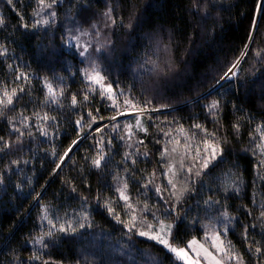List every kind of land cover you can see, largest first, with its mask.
<instances>
[{
	"label": "trees",
	"instance_id": "obj_1",
	"mask_svg": "<svg viewBox=\"0 0 264 264\" xmlns=\"http://www.w3.org/2000/svg\"><path fill=\"white\" fill-rule=\"evenodd\" d=\"M257 5L264 0H0V99L16 90L0 104V264H180L127 233L125 184L141 216L150 210L172 222L174 245L224 228L243 264H264ZM82 31L93 40L86 56L66 46ZM245 44L235 76L222 79ZM87 64L117 93L115 106L85 81ZM128 110L150 112L144 131L121 116ZM184 133L214 144L217 155L174 204L156 189L165 187L164 145ZM69 224L74 231H59Z\"/></svg>",
	"mask_w": 264,
	"mask_h": 264
},
{
	"label": "rangeland",
	"instance_id": "obj_2",
	"mask_svg": "<svg viewBox=\"0 0 264 264\" xmlns=\"http://www.w3.org/2000/svg\"><path fill=\"white\" fill-rule=\"evenodd\" d=\"M92 43H93V40L90 41L88 33L84 32V31L77 32L73 36L67 37V40H66V46L75 48V50L78 51V53L80 55H81V52L84 51L85 48H87V52H88L89 47H90V45H92ZM87 52L83 56H86ZM91 67L92 66L90 64H87L84 67L85 69L82 70V74H83L85 81L92 88L97 89L105 98H107L109 100V103H111L113 106H115L117 104L119 98H118L117 93H115V91L112 89V87H111V89H112L111 92H108L106 90L107 86L110 85L108 83V81L106 79H104L103 84L105 85V88L102 89L99 84L94 83L93 81H90L87 78V76L85 75L86 70L89 72L91 71ZM229 76H230V78L234 77V76H231L230 73H229ZM109 97H111V98H109ZM143 113L148 114L150 112H143ZM143 113H142V111L136 112L135 110L134 111L128 110V111H125L124 113H122L121 116L122 117H127V116L132 117L133 116L135 118L134 129L135 130L139 129L141 131H144V125H143V121L141 118ZM137 120L140 121L139 126L137 125ZM129 129H126L124 131V135L126 134L128 136L130 134L131 130H129ZM181 135L184 137L183 141H179V139H173L174 142H173V140H171L170 142L166 143L165 145L163 144L165 147V150L163 151V155L166 158V165H165L164 174H163V184L165 187L160 189L161 191L163 190L164 195H162L161 192H160V194L164 197H167L166 198L167 201L168 200L172 201V202L174 201V204H178L182 200L184 194L189 190L190 182L195 179V177L191 178L192 174H195V172L198 169L202 168L203 157H205L207 155L210 158V156H211V148H208L205 143L202 142V144H200L199 142H196V140H195L196 137H194L190 133H187V134L184 133ZM173 149H175V151H173ZM197 152H199V157L197 156ZM181 160L183 161V167H181ZM211 162H212V160H211ZM170 166H172V169H173L172 172L169 171ZM189 167H192L191 173H189L187 171V169ZM203 170H205V168H202L201 171H203ZM169 180H172L173 184L176 185L175 189H173L172 184H169ZM180 190H184L183 195L180 196L179 199H177L176 196L172 195V193L173 192L178 193ZM118 195H119V199L121 200V202H123L125 204V207H126V209L124 207V212H125V216L127 219L124 220L123 225H124L127 233L139 236V237L144 238V239H147L148 241H151V242L161 246L162 248H164L165 251H167L169 254H171L173 256V258L175 259V261L177 263L185 264V261L178 259L175 256V254L170 252L164 245L159 244L155 240L149 239L147 236H140L138 234L140 231H150L151 234H155V232H157L159 230L160 221H163L165 225H169V224L172 225V222H169V221L161 219V218L160 219L156 218L155 216H153L154 212H149L150 210H145L146 213L144 211L145 214L143 213V216H141L142 215L141 210H139L135 206V204L130 201V199H128L127 202L124 199H122L120 196L119 190H118ZM125 195L128 197L126 192H125ZM128 204H131L132 208H129L127 206ZM133 215H135V217H136L135 227L132 228L131 231H129V227H126L125 225L130 223L131 217ZM148 225H152L151 230L148 228ZM216 228H218V227H216ZM216 230H217V232L215 230L209 231V233L206 234L202 239H191V240H189L184 247H178V246L173 244V242L171 240V233H170V236H166L165 238L169 239V242L173 246L178 247V248H186V246L189 244L190 241L196 240L198 243L193 246L195 251H193L191 249H187V248H186V250L188 251V255L190 257H192L193 259H196L197 253H199L200 254V256H199L200 264H215V261L211 260V258H209L208 260H205L204 249H207L209 252H211L213 254V256L216 257V259L221 260L222 264H237L235 259L229 260L227 257L224 256V251L228 250V248L226 247L225 242L223 240L224 238L222 236V234H225V229L223 228L222 230H219V229H216ZM217 234L219 235V240L214 239V237ZM103 240L107 241V239H105V238ZM214 244L218 245L221 249H223V251L218 252L217 249L215 247H213ZM200 245H203V248H201ZM113 250H114V253H116V254L119 252V251H117L116 247H114ZM231 254L235 255L233 252H231Z\"/></svg>",
	"mask_w": 264,
	"mask_h": 264
},
{
	"label": "snow or ice",
	"instance_id": "obj_3",
	"mask_svg": "<svg viewBox=\"0 0 264 264\" xmlns=\"http://www.w3.org/2000/svg\"><path fill=\"white\" fill-rule=\"evenodd\" d=\"M12 0H9V3H11ZM40 3L41 4H44V0H40ZM46 7H51L52 5L51 4H48V5H45ZM257 10L258 11H264V6L262 5H257ZM52 15L54 16L55 13H52ZM105 15L109 16V18H111V9L109 10L108 13H106ZM49 21L48 20H42V21H37V23H43V24H47ZM0 23H2V21H0ZM112 23L115 24V20H112ZM129 27H131V24H129ZM255 27H256V24H255V21L253 22V30H255ZM253 40V36L250 35L249 36V41H252ZM248 48V45L245 44V51H242L241 52V57L238 58L232 65L231 67L228 69V72L225 73V76L222 77L223 78H230L229 76V73L231 74V76H235V71L234 69H236L239 64H240V59H242L244 56L247 55V51L246 49ZM97 51H100V49L98 48ZM261 51H264V50H260V51H257L256 52V55L259 57L261 55ZM87 52V48L84 49V51L81 52V55L83 56L85 53ZM168 68L169 70H171V65H168ZM85 75L87 76V78L90 80V81H93L94 83H97L101 86L102 89L105 88V85L103 84V81L105 79L104 76L101 75V72L100 70L98 69V66L96 65H93L91 67V71H87L85 72ZM108 92H111L112 89H111V85H108L107 86V89H106ZM48 91L50 94H53V89L51 87V85H48ZM16 93V90L13 89L12 90V94L9 95V93L7 91H5L4 93V96L7 98L6 101L4 99H0V104H4V103H7V104H11L13 101H12V96H14ZM111 98V97H109ZM85 99H87V96H85ZM77 103V98L75 96L72 97V104L75 105ZM125 103L128 104V103H131L130 101L128 100H125ZM218 107V102L216 101H213L212 105H211V108H217ZM143 111V110H142ZM48 117L45 116V119H47ZM112 119H115V117H112ZM93 121H95V117H93ZM77 123H79V121H77ZM137 125L139 126L140 125V121L137 120ZM195 127L197 128H200L201 125H195ZM262 139H264V137H262ZM74 144L76 143L75 141L73 142ZM205 144L207 145L208 148H211V156L210 158L206 155L205 157H203V162H202V168H207L208 167V164L211 162V160H214L216 158V155H217V152H216V146L213 145V144H208L207 141H205ZM259 147L262 148V150H264V144L262 145H259ZM207 150V149H206ZM69 151H71V148L69 149ZM173 151H175V149H173ZM65 156H67V152H65ZM197 156L199 157V152H197ZM101 159H103L102 156H100L99 158L97 159H94L93 160V164L96 166V167H99L100 166V161ZM57 167H59V165H57ZM181 167H183V161L181 160ZM201 169H198L196 172H195V175L196 176H199L201 174ZM172 166L169 167V171L172 172ZM187 171L189 173L192 172V167H189L187 169ZM169 184H172V187L173 189L176 188V185L173 184L172 180H169ZM127 188V184L124 185V189H119L120 191V196L122 199H124L126 202L127 200L129 199L126 195H125V189ZM186 190V189H185ZM157 192H160V188H157L156 189ZM183 191L184 190H180L178 193L177 192H173L172 195L176 196L177 199L180 198V196L183 195ZM129 208H132V205L131 204H128L127 205ZM146 207V206H145ZM109 212H112L113 209L111 207L108 208ZM261 216H264V212L261 213ZM117 219H119V217L117 216ZM135 220H136V217L135 215H133L131 217V221L129 224H126L125 226L126 227H129V231L132 230V228L135 227ZM123 222V221H121ZM49 223L51 224L52 221H49ZM81 227H83L84 225L81 224L80 225ZM53 227H55V225H53ZM148 228L151 230L152 229V225H148ZM171 228H172V225H165L163 221H160V227H159V230L157 232H155V234H151L150 231H140L138 234L140 236H147L149 239L151 240H155L157 241L159 244H162L164 245L170 252L174 253L175 256L180 259V260H183L185 261V264H200V260H199V256L200 254L197 253V258L196 259H193L192 257H190L188 255V251L186 250L187 249H191L193 251H195L194 249V245H196L198 242L196 240H193V241H190L189 244L186 246V248H178V247H175L173 246L170 242H169V239L165 238L166 236H170V233H171ZM74 231V229H72L71 227V224L68 225V228H65L64 225H61L59 227V231L61 232H65V231ZM47 235L51 236L53 235L52 232H49L47 233ZM215 240H219V235L217 234L215 237H214ZM222 243V242H221ZM201 248H203V245H200ZM213 247H215L217 249L218 252L220 251H223V249H221L218 245L214 244ZM255 251L257 253H260L261 252V249L259 247H257L255 249ZM204 252H205V260H208L209 258H211V260L215 261V264H222V261L221 260H218L216 259L215 256H213V254L211 252H209L207 249H204ZM232 250L231 248L229 247V249L227 251H224V256L227 257L229 260H232V259H235L237 264H243V258L240 257L239 255H233L231 254ZM38 259V257H36ZM45 264H47V262H45Z\"/></svg>",
	"mask_w": 264,
	"mask_h": 264
}]
</instances>
